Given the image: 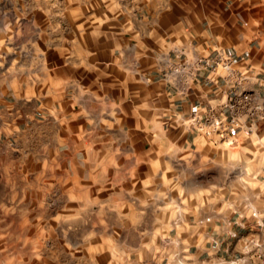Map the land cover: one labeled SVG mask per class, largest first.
I'll return each mask as SVG.
<instances>
[{
	"label": "crops",
	"instance_id": "crops-1",
	"mask_svg": "<svg viewBox=\"0 0 264 264\" xmlns=\"http://www.w3.org/2000/svg\"><path fill=\"white\" fill-rule=\"evenodd\" d=\"M117 1L128 6L110 18L106 32L96 23L78 37L60 40L53 58L43 27L41 69L0 80L1 129L42 142L46 160L58 168L46 176L64 180L58 193L73 198L63 206L75 212L98 214L100 196L114 195L108 187L130 177L132 163L144 170L163 162L168 152L200 158L198 147L217 142L201 122L207 106L219 102L215 88L198 81L179 95L159 78L173 49L201 55L221 50L238 69L257 76L256 91L264 95V0ZM214 113L219 116V109ZM240 133L229 130L225 138L235 143ZM257 172L253 188L260 189L264 173ZM241 187L219 190L231 200ZM186 209L180 226L158 227L161 237L173 236L190 258L238 251V243L223 235L229 226L193 227L190 218L199 215L198 208ZM144 254L137 264H165L166 252Z\"/></svg>",
	"mask_w": 264,
	"mask_h": 264
},
{
	"label": "rangeland",
	"instance_id": "rangeland-1",
	"mask_svg": "<svg viewBox=\"0 0 264 264\" xmlns=\"http://www.w3.org/2000/svg\"><path fill=\"white\" fill-rule=\"evenodd\" d=\"M127 6L117 0H0V80L41 69L43 27L53 58L60 40L96 23L106 32L110 18ZM41 143L0 127V264H137L144 252H170L158 227L173 228L175 210L213 205L225 186L253 188L252 176L264 165L261 122L240 133L229 151L217 140L197 148L200 158L168 152L144 170L132 163L130 177L108 185L114 195L100 196L98 214L75 212L63 206L73 198L58 193L64 180L46 176L58 168L46 160Z\"/></svg>",
	"mask_w": 264,
	"mask_h": 264
},
{
	"label": "built area",
	"instance_id": "built-area-1",
	"mask_svg": "<svg viewBox=\"0 0 264 264\" xmlns=\"http://www.w3.org/2000/svg\"><path fill=\"white\" fill-rule=\"evenodd\" d=\"M172 54L159 78L179 95H185L198 81L215 88L219 102L213 107L207 106L201 122L217 140L225 138L229 130L253 132L257 124L264 122V95L256 91L257 76L252 72L238 69L233 58L219 49L201 55L175 48ZM215 108L219 109V116L215 115ZM262 160L264 162V157ZM259 169L264 173V165ZM258 177V172L252 176L253 179ZM241 191L234 199L220 198L213 205L201 206L199 215L191 217L189 224L196 228L229 226L224 237L239 245L233 256L212 254L190 258L177 240L165 238L164 246L172 249L166 253L165 264H264V206L258 205L264 201V180L260 189L242 185ZM183 215L175 210L173 227L184 222ZM234 228L245 232L238 233Z\"/></svg>",
	"mask_w": 264,
	"mask_h": 264
},
{
	"label": "bare ground",
	"instance_id": "bare-ground-1",
	"mask_svg": "<svg viewBox=\"0 0 264 264\" xmlns=\"http://www.w3.org/2000/svg\"><path fill=\"white\" fill-rule=\"evenodd\" d=\"M208 132H209V130H208ZM219 148H220V150H223V151H229V150L233 149L234 148L233 139L232 138H223L222 141L220 142Z\"/></svg>",
	"mask_w": 264,
	"mask_h": 264
}]
</instances>
